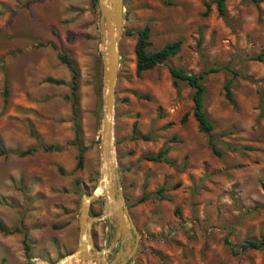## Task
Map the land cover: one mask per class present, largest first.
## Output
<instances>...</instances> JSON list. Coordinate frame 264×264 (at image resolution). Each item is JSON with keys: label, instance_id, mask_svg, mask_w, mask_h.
<instances>
[{"label": "rangeland", "instance_id": "1", "mask_svg": "<svg viewBox=\"0 0 264 264\" xmlns=\"http://www.w3.org/2000/svg\"><path fill=\"white\" fill-rule=\"evenodd\" d=\"M121 1L111 151L112 181L115 172L138 235L126 264H264V249L239 251L244 241L264 236V0H225L223 17L215 0ZM97 22L91 0H0V224L19 231L0 233V264H26L23 238L34 243L30 258L47 262L76 246L79 200L100 173L104 49ZM144 25L147 52L181 43L166 65L191 75L220 69L201 85L221 157L197 129L185 84L173 88L164 65L135 75V34ZM60 54L77 74L75 117ZM257 56L261 61L252 60ZM48 146L60 151H41ZM161 150L169 164L144 159ZM141 197L147 198L133 206ZM101 206L91 203L89 215L98 216ZM115 230L108 221L91 226L96 251L112 242ZM128 238L133 242L131 232Z\"/></svg>", "mask_w": 264, "mask_h": 264}, {"label": "water", "instance_id": "2", "mask_svg": "<svg viewBox=\"0 0 264 264\" xmlns=\"http://www.w3.org/2000/svg\"><path fill=\"white\" fill-rule=\"evenodd\" d=\"M95 6L98 12V38L101 47L104 45V52L102 50L100 52L103 84V111L99 139L100 173L91 192L79 200L76 215L78 234L74 250L55 262L36 259L30 264H74L75 261L104 264V257L111 253L117 242L122 243L123 248L117 250L109 264H126L136 250L138 235L124 200L117 193L115 172L112 185H108L109 174L106 163L111 148L113 89L118 66L116 42L121 33L122 1L96 0ZM98 200L102 202L101 212L98 216L91 217L89 206ZM117 203L118 206L115 207ZM105 221L113 222L116 230L112 242L105 249L96 251L91 237V226ZM129 232L133 234V242L128 238Z\"/></svg>", "mask_w": 264, "mask_h": 264}, {"label": "trees", "instance_id": "3", "mask_svg": "<svg viewBox=\"0 0 264 264\" xmlns=\"http://www.w3.org/2000/svg\"><path fill=\"white\" fill-rule=\"evenodd\" d=\"M224 1L225 0H215L213 2L215 6L216 13L219 17L224 16ZM246 2H250L252 4H257L262 2L263 0H243ZM92 7H96V0H91ZM205 8L207 10L208 4H205ZM205 14V13H204ZM136 41L133 48V55H134V67H135V75L139 76V74L150 71L154 69L155 67L159 65H164L167 71V74L171 80V85L173 88H176L178 83L185 84L191 91V103H192V118L194 122L197 125L198 131L205 136L207 146L215 157L219 158L221 157V153L218 152L215 149L213 138L211 136V133L213 131V127L211 123L206 118L204 112H203V87L201 85V81L203 78L210 74L218 72L220 69H208L206 71H202L197 75H191L186 72H184L182 69L179 68H173L169 65H166V61L175 55L178 54L180 50L181 43L179 41L171 42L168 44H165L160 49L153 51V52H147L146 49L149 47L148 39L150 37L149 35V27L147 25H144L141 30L136 32ZM57 60L66 67V69L70 73V84H69V96L68 100L70 102V109L73 117L76 116V79L77 74L75 71V68L64 55L60 54L57 55ZM252 60L255 61H261V56H257L256 58H253ZM0 70H2V62L0 59ZM47 83L53 84V85H62L60 81H52V80H46ZM3 95H6V89L3 87ZM225 97L227 100H229V93L227 86L225 87ZM184 118H182L181 121H183ZM135 130L134 124L132 125L131 131L132 133ZM75 134L77 137V132L75 130ZM133 140H135V137H132ZM140 140H146V138H141ZM42 152H58L60 151L59 148L48 146V147H40ZM35 152L34 149L26 150L25 152L21 153L19 156H26L30 155L31 153ZM79 154L76 158V169L79 170L81 168V155ZM3 155V152L0 150V156ZM165 150L159 151L156 155L145 157L144 159L148 162H155V163H163V164H169L165 160ZM264 189V184H263ZM157 193L153 194L152 196H155ZM147 197H141L137 202L133 204H139L142 201H144ZM0 233L4 236L17 234L19 231L17 229H11L6 230L1 224H0ZM34 246L33 242H30L29 244L26 243V240L23 238L21 242L22 247V253L24 259L27 261L26 264L31 263V258L28 254L29 250ZM264 249V236L260 237L258 240H246L239 246V251L245 252V251H261Z\"/></svg>", "mask_w": 264, "mask_h": 264}, {"label": "bare ground", "instance_id": "4", "mask_svg": "<svg viewBox=\"0 0 264 264\" xmlns=\"http://www.w3.org/2000/svg\"><path fill=\"white\" fill-rule=\"evenodd\" d=\"M102 46H103V49H104V45H102ZM106 163H107V166H108V174H109L108 185L111 186L112 185V173H113V168H114V165H115L114 153L111 151V148H110V150L108 152V155H107V158H106ZM115 207H117V204H115ZM68 264H70V263H68Z\"/></svg>", "mask_w": 264, "mask_h": 264}, {"label": "crops", "instance_id": "5", "mask_svg": "<svg viewBox=\"0 0 264 264\" xmlns=\"http://www.w3.org/2000/svg\"><path fill=\"white\" fill-rule=\"evenodd\" d=\"M70 227H71V224H70ZM34 260H36V259H31L30 261L32 262V261H34ZM26 261V260H25ZM27 262V261H26Z\"/></svg>", "mask_w": 264, "mask_h": 264}, {"label": "flooded vegetation", "instance_id": "6", "mask_svg": "<svg viewBox=\"0 0 264 264\" xmlns=\"http://www.w3.org/2000/svg\"><path fill=\"white\" fill-rule=\"evenodd\" d=\"M119 248H123V247H119ZM119 248H118V249H119ZM118 249H117V250H118ZM116 252H117V251H116ZM116 252H115V253H116Z\"/></svg>", "mask_w": 264, "mask_h": 264}]
</instances>
